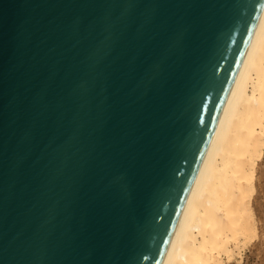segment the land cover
I'll return each mask as SVG.
<instances>
[{"label":"water","instance_id":"95a60500","mask_svg":"<svg viewBox=\"0 0 264 264\" xmlns=\"http://www.w3.org/2000/svg\"><path fill=\"white\" fill-rule=\"evenodd\" d=\"M264 0H0V264H164Z\"/></svg>","mask_w":264,"mask_h":264},{"label":"bare ground","instance_id":"6f19581e","mask_svg":"<svg viewBox=\"0 0 264 264\" xmlns=\"http://www.w3.org/2000/svg\"><path fill=\"white\" fill-rule=\"evenodd\" d=\"M263 156L264 8L164 264L242 258L258 235L253 200Z\"/></svg>","mask_w":264,"mask_h":264},{"label":"rangeland","instance_id":"374dc122","mask_svg":"<svg viewBox=\"0 0 264 264\" xmlns=\"http://www.w3.org/2000/svg\"><path fill=\"white\" fill-rule=\"evenodd\" d=\"M256 187L253 205L257 218L258 235L248 242L242 258L239 257L226 264H264V156L258 163Z\"/></svg>","mask_w":264,"mask_h":264}]
</instances>
